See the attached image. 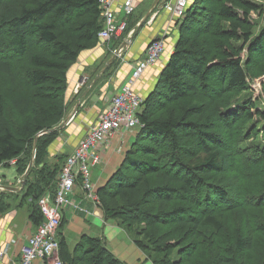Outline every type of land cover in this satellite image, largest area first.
Instances as JSON below:
<instances>
[{
    "label": "trees",
    "instance_id": "trees-1",
    "mask_svg": "<svg viewBox=\"0 0 264 264\" xmlns=\"http://www.w3.org/2000/svg\"><path fill=\"white\" fill-rule=\"evenodd\" d=\"M219 1L187 2L184 16L176 22L174 48L141 103V126L118 168L96 189L104 219L134 232V244L155 254L153 264H194L200 253L206 264H245L243 253L254 244L248 221L244 234L215 241L214 233L222 228L219 206L231 196L215 184L203 197L199 194L209 174L224 170L232 160L231 151L219 143L226 142L231 118L237 116L208 114L207 102L221 101L224 91L247 85L241 56L222 38L249 43L250 55L264 48L263 35L250 39L247 11L241 18L229 6L217 9ZM242 4L254 7L247 1ZM216 14L228 25L214 31L217 42L212 45L205 37ZM138 21L139 16L128 15L125 30L113 45L120 44L131 28L136 32ZM103 22L97 0H0V166L9 167L8 161L15 159L16 173L24 172L19 206L26 204L35 227L43 221L38 200L47 192L55 194L64 162L62 156L52 164L45 160L58 131L38 133L54 128L63 118L68 69L82 51L96 45ZM110 68L111 64L103 75ZM251 108L244 110L246 118L253 117ZM35 138L33 164L25 173ZM27 148L30 158L24 164ZM163 157L173 169L166 168ZM178 199L187 201L173 205ZM4 200L2 195L0 213L10 207ZM62 226L63 218L56 232L63 264H126L98 237L82 235L69 249L60 233ZM254 229L264 232V223H256ZM187 237L192 240L182 241Z\"/></svg>",
    "mask_w": 264,
    "mask_h": 264
},
{
    "label": "crops",
    "instance_id": "crops-1",
    "mask_svg": "<svg viewBox=\"0 0 264 264\" xmlns=\"http://www.w3.org/2000/svg\"><path fill=\"white\" fill-rule=\"evenodd\" d=\"M122 1L116 0L114 8L118 10ZM153 1L134 0L135 16L141 13V10H146L145 12L143 11L144 14L137 23L141 21ZM189 1L191 0H187V2ZM161 2L163 1H158V7L156 6L157 8L155 7L151 11L150 17L138 27L130 42L123 47L122 55L111 62V68L108 72L105 75L101 74L93 85H91L92 80L111 58L117 46L113 45L114 40L110 41L109 44L102 40L100 42L101 45L80 53L76 62L69 67L67 72L68 81L64 94L65 112L63 119L70 114L76 101L80 99V104L71 120L78 118L81 122L86 121L90 124L89 129L97 121L100 113L107 107L111 96L129 79L133 63L143 58L149 42L154 38L161 37L166 28L168 32L166 30V35L163 36V51L159 59L154 65L145 69L141 77L132 85L133 89L142 98L153 89L159 72L167 63L174 48L177 37L175 30L177 29L176 22L178 19H170L168 13L161 10ZM115 46L116 48H114ZM110 49L111 53L106 57V53ZM71 122L73 121L58 130L57 136L48 145L45 159L47 163L58 162L59 156H62L63 162L65 157L72 152L79 140L88 131V129L81 131V137L79 136V139L74 140V124L76 122L69 125ZM128 133V130L117 131L108 139V142H102L98 145L97 150L101 149L104 157L102 158V166L98 164L99 166L92 167L91 182L94 184L95 191L106 183L110 175L119 166L123 156H116L115 153L118 151V147L122 149V144L125 145L127 143L124 149H127L130 145L133 135ZM2 168L4 167L0 166V170ZM0 179L1 182H4L2 185L17 186L21 177L17 176L15 170L12 180L9 181L4 171H0ZM2 195L5 197L4 201L10 207L0 213V251L5 252L4 256H0V264H9V260L19 259L22 245L32 235L36 227L29 220V208L26 204L19 206L22 191L0 189V197ZM65 198L67 202L60 208V215L63 218V226L60 233L69 249H72L75 244L73 246L70 245L68 240L70 234L64 228L65 225L69 226L72 224L78 228L77 241L82 235L98 237L116 258L126 264H150L149 260L145 261V254L141 249L133 241H128L127 237L121 233V229L115 220L104 219L101 208L96 202L86 196L84 189L80 185H76L71 193L65 195ZM34 264H40V262L34 261Z\"/></svg>",
    "mask_w": 264,
    "mask_h": 264
},
{
    "label": "rangeland",
    "instance_id": "rangeland-1",
    "mask_svg": "<svg viewBox=\"0 0 264 264\" xmlns=\"http://www.w3.org/2000/svg\"><path fill=\"white\" fill-rule=\"evenodd\" d=\"M162 1L163 2L160 3V6L162 7L165 5L164 3L171 2V0ZM244 1L252 3L254 7L249 8L243 5L242 2ZM157 5H159V3ZM220 5L231 7L233 12H235L241 18L243 10L247 11V20L251 28L250 39L252 40L261 35H263L264 37V0H220L216 6L217 9L220 7ZM143 11L145 12L146 10H141V13L136 14V16H139L140 18L144 14ZM149 15L148 17H150ZM146 20L144 22H146ZM227 25V19L216 14L214 21L211 24L210 32L206 34V37L204 35L203 38H207L212 45H216L217 39L214 38V31L216 29H225L227 28ZM133 29L134 28H131L129 31ZM166 30L168 32V29L165 28V33ZM175 32L177 34V29L175 30ZM132 36L133 33L131 34V37ZM222 40L226 45L233 46L241 56L242 66L244 67L247 75V85L243 89L224 91V95L221 101L210 100L207 102L208 114L212 111L214 113H217V115L220 113H233L237 116L231 118L229 130L227 132L225 130L226 134L230 132V135L227 137L228 139L225 138L226 142L219 143L221 149L223 148L224 150L227 149L231 151L233 155L232 160L226 164V168H224V170L220 172H211L209 174L207 178V184L202 189H200L199 194L201 197H203L206 194V190L208 189V187L214 184L220 187H224L228 191V194H230L231 198H228L229 200L227 202L219 206V210L223 211L222 228L214 233V239L217 242L233 240L234 236L237 233H245V222L248 221L253 227L252 232L254 244L250 251L243 253L245 264H264V232L258 229H254L256 223H264V48L261 50H257L253 55H250L248 53L249 43H244L241 39L230 40L227 38H222ZM101 41L102 40L99 39L94 47L101 45ZM109 43L110 42H108V44ZM118 45L119 43L116 46L118 47ZM116 46L114 48H116ZM122 50L116 56V58L122 55ZM215 52L218 53V50H214V53ZM110 53L111 49L107 51L106 57H108ZM216 55L218 56V54ZM248 107H252V118H246L244 110ZM63 118L60 119L58 121V124L55 125H59L62 122ZM71 121L73 122H71V124L69 125H72L76 122L74 124L75 132L73 134V139L77 140L79 139V136L81 137V131L83 132V130L88 129L90 124H88L86 121L81 122L78 118ZM137 129L138 127H136L132 131H129L128 134L132 133V137L134 138ZM132 140L127 149H124L127 143L125 145L122 144V149L118 147V151H116V153L114 152L115 155L124 157L126 151L132 144ZM227 140H229L230 142H228ZM106 142H108V140H106L104 143ZM164 148L166 147H163V149ZM30 151L31 148H27L26 152L22 156V162L24 164L28 163L27 160L30 158ZM96 151L99 153L101 158L104 157L101 149H98ZM163 162H166L167 165L166 157H163ZM100 165L102 166L103 162ZM27 166H24L23 168L25 171L27 169ZM21 167H23V164ZM169 167L173 169V167L170 165L166 166V168ZM92 169L93 168H91L90 173L92 172ZM0 171H4L9 181L12 180V176L13 174H15L13 166H5ZM22 174H24V172L21 174H17V176L21 177ZM1 183L4 184V182ZM185 198H189V200L191 198L193 199V197L189 195H187ZM186 201L185 199H178L175 201V203H173V205H184ZM234 201L235 203L229 209H224ZM170 221V226L174 227L175 222L173 221V218H171ZM117 225L121 229V233L127 237L128 241H134V232H129L118 223ZM139 227L140 225L137 226V229ZM64 230H68V233L70 234V238L68 240L70 245L73 246L77 241L76 237H78V228L74 227L71 224L69 226L65 225ZM183 233L184 230L180 233H177L176 238L181 239ZM190 240L192 239L187 237L182 241ZM59 253L60 251L58 247V250H56L55 253H53V256L49 259V262H52L55 259H61ZM143 253L145 254V261L149 260V263L153 264V261L151 259L155 257V254L153 252L150 253L147 251H144ZM194 264H206V260L202 253L198 254Z\"/></svg>",
    "mask_w": 264,
    "mask_h": 264
},
{
    "label": "built area",
    "instance_id": "built-area-1",
    "mask_svg": "<svg viewBox=\"0 0 264 264\" xmlns=\"http://www.w3.org/2000/svg\"><path fill=\"white\" fill-rule=\"evenodd\" d=\"M115 1L97 0L104 20L103 27L97 34L100 40L107 42L118 40L126 28V17L135 9L134 0H123L118 10L114 8ZM186 6L187 0H177L175 4L167 5L166 8L171 13L170 19H182ZM131 33L132 30L128 31L126 36ZM165 35L164 32L161 37L149 42L143 58L133 63L129 79L111 96L107 107L100 113L97 121L91 125L72 152L65 157L58 173L55 194L47 192L38 200L43 221L22 245L19 259L9 260V264H34V261H39L40 264H63L60 259L52 262H49V259L59 247L56 232L61 219L60 208L67 202L65 195L73 191L79 180L86 196L98 203L90 173L92 167L102 162V158L96 151L97 147L117 131H132L141 126L138 112L143 98L132 85L141 77L145 69L154 65L159 59L163 51ZM8 163L13 166L15 159L9 160ZM1 186L0 179V189H2ZM4 254V251H0V256Z\"/></svg>",
    "mask_w": 264,
    "mask_h": 264
},
{
    "label": "water",
    "instance_id": "water-1",
    "mask_svg": "<svg viewBox=\"0 0 264 264\" xmlns=\"http://www.w3.org/2000/svg\"><path fill=\"white\" fill-rule=\"evenodd\" d=\"M158 1L159 0H154L153 1V3L151 4V6L149 7L148 11L145 13V15L143 16V18L141 19V21L138 23L137 28L146 20V18L148 17V15L155 8V6L158 4ZM134 32H135V28L133 29L132 33H134ZM130 39H131V35L129 37H126L118 45V47L113 51V54H112L111 58L107 61V63L104 65V67L100 70L99 74L96 75L95 78L92 80L91 85H93L99 79V77L101 76V74H103L105 72V70L108 68V66L111 64V62L118 55L119 50L123 49V47H125L130 42ZM79 104H80V99H78L76 101L73 110L70 112V114L65 119L62 120V122L59 125L55 126L52 129L44 130L42 132H39L38 135H41L42 133H45V132H50L52 130H58V129L63 128L66 124H68L71 121V119L73 118L74 114L76 113V110H77V107L79 106ZM35 144H36V138H35V140L33 142L31 159H30V161L28 163V166H27V169H26L25 173L29 170V168L33 164V160H34V156H35ZM23 187H24V177L21 178V180L19 182V185H17V186H5V185H2L1 186L2 189H6V190H10V191H21Z\"/></svg>",
    "mask_w": 264,
    "mask_h": 264
},
{
    "label": "bare ground",
    "instance_id": "bare-ground-1",
    "mask_svg": "<svg viewBox=\"0 0 264 264\" xmlns=\"http://www.w3.org/2000/svg\"><path fill=\"white\" fill-rule=\"evenodd\" d=\"M172 1H173V3H172ZM176 2H177V0H171V2L164 3L165 5H164L163 7L161 6V9H162L163 11H165L166 13H168L169 16H171V13H170V11L166 8V6L169 5V4H171V5H172V4H175ZM133 12H134V11H133ZM137 24H138V23H137ZM132 31H133V30H132ZM131 34H132V33H131ZM129 36H130V35H129ZM129 36H126V37H129ZM126 37H125V38H126ZM125 38H124V39H125ZM120 41H121V40H120ZM99 69H100V68H99Z\"/></svg>",
    "mask_w": 264,
    "mask_h": 264
}]
</instances>
